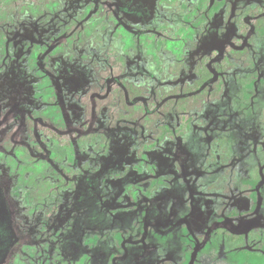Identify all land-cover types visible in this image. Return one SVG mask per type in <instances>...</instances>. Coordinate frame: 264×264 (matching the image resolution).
Wrapping results in <instances>:
<instances>
[{
  "label": "rangeland",
  "instance_id": "1",
  "mask_svg": "<svg viewBox=\"0 0 264 264\" xmlns=\"http://www.w3.org/2000/svg\"><path fill=\"white\" fill-rule=\"evenodd\" d=\"M0 264H264V0H0Z\"/></svg>",
  "mask_w": 264,
  "mask_h": 264
},
{
  "label": "trees",
  "instance_id": "2",
  "mask_svg": "<svg viewBox=\"0 0 264 264\" xmlns=\"http://www.w3.org/2000/svg\"><path fill=\"white\" fill-rule=\"evenodd\" d=\"M198 73H202V72L200 70H198ZM205 76H203L204 77L203 80H206L207 79V77H205Z\"/></svg>",
  "mask_w": 264,
  "mask_h": 264
}]
</instances>
